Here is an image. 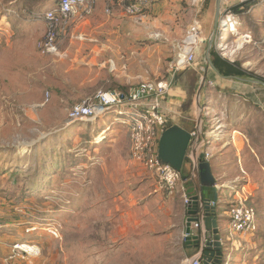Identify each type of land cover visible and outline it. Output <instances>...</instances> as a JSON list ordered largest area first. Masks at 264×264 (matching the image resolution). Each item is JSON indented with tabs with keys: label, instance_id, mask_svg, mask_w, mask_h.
<instances>
[{
	"label": "rangeland",
	"instance_id": "obj_1",
	"mask_svg": "<svg viewBox=\"0 0 264 264\" xmlns=\"http://www.w3.org/2000/svg\"><path fill=\"white\" fill-rule=\"evenodd\" d=\"M56 1L0 0V264H186L194 254L184 237L183 200L157 189V178L130 159L126 116L111 110L96 119L72 121L69 110L74 104L61 102L56 92L77 87L76 75L68 72L76 70L82 56L75 55L70 43L81 36H113V17L102 6L96 21L71 25L61 54L43 55L37 44L46 27L34 13H44ZM244 2L253 4L230 10ZM210 3L199 4L202 21ZM197 4L157 0L146 12V37L157 36L162 46L168 37L172 46L166 47L160 78L170 76V65L179 58ZM224 7L219 27L225 16L235 14L236 30L230 29L225 41L216 33L212 50L261 80L264 0H226ZM215 9L213 2L206 23L209 32ZM207 45L204 39L196 61H206ZM47 91L52 97L42 105ZM219 93L212 92L204 101L214 127L222 126L217 124L219 116L226 118L227 112L221 109ZM237 164L238 171L230 175L251 186L249 202L257 210V230L236 234L235 244L227 243L223 264H264V150L251 152ZM21 244L39 252H24L18 249Z\"/></svg>",
	"mask_w": 264,
	"mask_h": 264
},
{
	"label": "crops",
	"instance_id": "obj_2",
	"mask_svg": "<svg viewBox=\"0 0 264 264\" xmlns=\"http://www.w3.org/2000/svg\"><path fill=\"white\" fill-rule=\"evenodd\" d=\"M210 2V5H207L205 9V19L202 21L204 38L208 39V42L214 34L216 9L214 28L210 32L206 27L207 18H210L213 2L216 8L217 0H210ZM225 2L226 0H222L223 8H225ZM102 6V3L98 4L93 14L94 17L91 16L85 21L90 23L96 21V18L102 14ZM149 15L150 13L144 14L139 21L136 17L126 16L120 10H116L112 15L111 22L113 36H85L77 39L76 42L72 41L69 47L75 46V55L82 56L76 61V70L68 72L70 76L76 75L77 87L56 90L57 94L61 96L60 101L66 104H75L100 88L105 90H125L126 88L127 90L141 80L160 78L162 72L165 71L162 64L166 58L165 52L172 46L168 37L164 38L165 46H162L164 41L154 39L157 36H154L153 39L146 37L149 23L146 25L144 21ZM163 30L167 31L166 28ZM161 33L166 35L167 32ZM155 35L157 34L155 33ZM148 43H152V45ZM167 46L168 48H166ZM156 61L160 63L155 64ZM72 63L74 64V62ZM170 66L169 71L171 72L172 64ZM206 81L213 82V85L207 84ZM261 81L247 74L225 76L220 73L217 67H212L207 61L202 63L198 60L192 66L184 67L177 73L176 77L172 79L171 89L162 102V109L171 125L179 124L188 130H194L203 122L206 124L204 130L206 133L210 129L207 123H211L209 121L211 116L209 113L203 112V108L206 106L204 101L211 98L212 92H220V102L224 105L221 109H226L227 112L223 113L226 118L219 116L220 121L217 124H222V129L220 128L221 130L216 132L215 137L212 135L207 137L204 133L203 140L207 139L209 143L203 148L211 154L208 161L211 163L214 176L227 187V191H224L220 196L218 213L223 219L221 220V230L225 232L226 246L228 242L232 241L227 236L226 209L228 203L233 196L247 198L248 193H251L250 185L235 182L237 175L230 174L238 171L237 163L238 161L241 163L243 157L249 156L251 152L264 150V143H262L264 141V83ZM208 105V108H211L215 103ZM190 168L188 160L184 166L186 172H182L183 176H189ZM189 179L192 178L189 177L187 180ZM187 180L184 181L188 182ZM183 207L187 219V206ZM235 242L236 240L233 244ZM187 246L192 254H200V251L195 247Z\"/></svg>",
	"mask_w": 264,
	"mask_h": 264
},
{
	"label": "built area",
	"instance_id": "obj_3",
	"mask_svg": "<svg viewBox=\"0 0 264 264\" xmlns=\"http://www.w3.org/2000/svg\"><path fill=\"white\" fill-rule=\"evenodd\" d=\"M156 2L157 0H57L44 13H34V15L41 16L46 27L43 38L37 44L38 50L43 55L61 54V44L67 39L71 25L93 16L100 3L103 4L104 12L107 15H113L116 10H120L124 15L136 17L141 21L142 16L153 9ZM196 2H198L196 17L190 23L187 34L179 46V54L183 53L185 60L180 63L178 58L172 63L169 77L141 80L130 86L125 92L100 88L93 95L74 104L69 110V118L72 121L96 119L111 110H117L119 114L126 116L122 117L124 119L123 123L129 127L130 159L143 166L157 178V189L164 191L169 196L180 195L185 206L190 204L191 199L185 191L183 173L173 165L160 159L159 147L160 138L165 130L167 121L162 109V102L171 89L172 79L176 77L177 73L184 67L195 64L197 53L200 51V46L205 39L202 20L198 16L202 10V5L199 6L202 0H193V4ZM232 15L235 16L232 22L237 24L236 15ZM227 17L229 15L225 16V18ZM231 31L234 32L235 30L231 29ZM217 35L222 37L221 31ZM206 83L213 85L211 81H206ZM50 99L51 94L47 91L42 105H47ZM203 112L209 113L206 109ZM205 125V123L201 122L200 126L193 130L192 149H196L197 152L202 149V152L206 153V159L209 160L211 154L203 148L209 143L207 139L203 140ZM207 125L210 128L205 133L207 137H210V135L215 137L216 132L222 129L221 125H216L215 127H213L212 123H207ZM195 162L192 153H190L191 168L189 177L191 178L197 176V172L193 169V163ZM250 195L251 193H248L247 198H236L233 196L228 203L229 205L226 209L228 221L227 236L233 242L236 234L253 233L257 230V210L249 202ZM212 204L216 205V203ZM1 227L2 225L0 224ZM201 229L204 231L203 220L194 222L191 235L199 234ZM18 249L27 253L39 252V248H34L27 244H21ZM201 258V253L196 254L192 258L187 259L186 264H202Z\"/></svg>",
	"mask_w": 264,
	"mask_h": 264
},
{
	"label": "water",
	"instance_id": "obj_4",
	"mask_svg": "<svg viewBox=\"0 0 264 264\" xmlns=\"http://www.w3.org/2000/svg\"><path fill=\"white\" fill-rule=\"evenodd\" d=\"M222 0H217L216 4V23L213 37L209 40L206 61L214 66L211 51L215 43L216 33L218 34V22L220 18ZM180 63L184 62L185 55L179 54ZM264 83V81H261ZM193 130H188L179 124H173L162 132L160 138L159 157L163 162L173 165L177 170L183 171L185 163L189 160L192 153L195 163L193 169L197 172L195 178L189 179L184 175V187L190 197V204L187 205L185 226V239L189 247H195L202 255V264H223L225 260L226 241L225 232L221 230V220L219 213V199L227 187L224 186L213 173L210 161L205 157V152H197L192 149ZM212 203H216L213 205ZM203 220L204 231L201 229L199 234L191 235L194 222Z\"/></svg>",
	"mask_w": 264,
	"mask_h": 264
},
{
	"label": "trees",
	"instance_id": "obj_5",
	"mask_svg": "<svg viewBox=\"0 0 264 264\" xmlns=\"http://www.w3.org/2000/svg\"><path fill=\"white\" fill-rule=\"evenodd\" d=\"M252 4H253V2L240 3V4L232 6L230 8V10L238 12L241 9H245V8L248 9L250 6H252ZM35 5H36V2L33 4V6H35ZM211 55H212L213 63L215 64V66L217 67V69L220 71V73L222 75H225V76H243V75L247 74L251 77H254V75L246 72L243 68H241L240 64L237 61L232 62L226 58H223L222 56L217 54L214 50H212ZM260 79L262 81H264V78H260ZM121 91L125 92L126 88H125V90H121ZM169 126H171V123L167 120L166 124H165V128H168ZM184 247H187V246H184Z\"/></svg>",
	"mask_w": 264,
	"mask_h": 264
},
{
	"label": "bare ground",
	"instance_id": "obj_6",
	"mask_svg": "<svg viewBox=\"0 0 264 264\" xmlns=\"http://www.w3.org/2000/svg\"><path fill=\"white\" fill-rule=\"evenodd\" d=\"M234 18H235L234 15H229V17L221 20V24H220V31H221V35H222L221 41H225V38H226L225 35L227 33H230L229 32L230 29L236 30V24L232 22L234 20ZM240 38H241L240 41L242 42L244 40V37L242 36Z\"/></svg>",
	"mask_w": 264,
	"mask_h": 264
}]
</instances>
